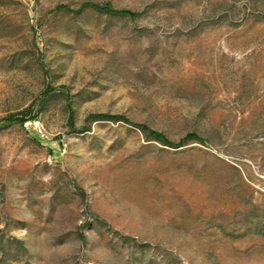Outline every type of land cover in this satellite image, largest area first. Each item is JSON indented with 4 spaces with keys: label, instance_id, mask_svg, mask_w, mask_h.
<instances>
[{
    "label": "rangeland",
    "instance_id": "rangeland-1",
    "mask_svg": "<svg viewBox=\"0 0 264 264\" xmlns=\"http://www.w3.org/2000/svg\"><path fill=\"white\" fill-rule=\"evenodd\" d=\"M0 264H264V0H0Z\"/></svg>",
    "mask_w": 264,
    "mask_h": 264
},
{
    "label": "trees",
    "instance_id": "trees-1",
    "mask_svg": "<svg viewBox=\"0 0 264 264\" xmlns=\"http://www.w3.org/2000/svg\"><path fill=\"white\" fill-rule=\"evenodd\" d=\"M114 14L133 16L131 13H128V12H122V13H115V12H114ZM169 146L172 147L173 145H172L171 143H169Z\"/></svg>",
    "mask_w": 264,
    "mask_h": 264
}]
</instances>
